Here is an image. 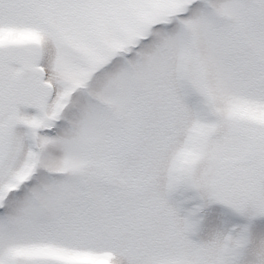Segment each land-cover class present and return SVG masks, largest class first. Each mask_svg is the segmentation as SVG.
I'll return each instance as SVG.
<instances>
[{
  "label": "snow or ice",
  "instance_id": "6c2138e0",
  "mask_svg": "<svg viewBox=\"0 0 264 264\" xmlns=\"http://www.w3.org/2000/svg\"><path fill=\"white\" fill-rule=\"evenodd\" d=\"M0 264H264V0H0Z\"/></svg>",
  "mask_w": 264,
  "mask_h": 264
}]
</instances>
